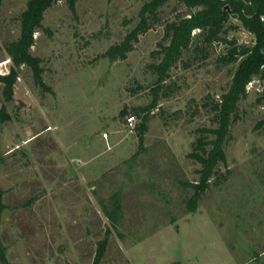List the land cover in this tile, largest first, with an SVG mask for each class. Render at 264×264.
Segmentation results:
<instances>
[{
	"label": "rangeland",
	"instance_id": "374dc122",
	"mask_svg": "<svg viewBox=\"0 0 264 264\" xmlns=\"http://www.w3.org/2000/svg\"><path fill=\"white\" fill-rule=\"evenodd\" d=\"M146 1L47 8L28 49L39 82L14 59L27 0H0V264H94L99 251V264H264V79L253 76L231 115L228 178L202 188L188 154L200 127L218 126L204 102L230 91L239 61H221L215 41L205 59L177 62V88L156 97L151 53L187 8L168 0L122 57ZM227 25L255 43L237 16Z\"/></svg>",
	"mask_w": 264,
	"mask_h": 264
},
{
	"label": "trees",
	"instance_id": "16d2710c",
	"mask_svg": "<svg viewBox=\"0 0 264 264\" xmlns=\"http://www.w3.org/2000/svg\"><path fill=\"white\" fill-rule=\"evenodd\" d=\"M58 0H27L26 9L22 12L20 48L14 55L15 61L33 65L39 82L38 62L39 58L33 57L28 49L34 44V33L42 27L44 12ZM69 8L74 11L77 0H66ZM168 0H149L142 6L139 16L140 20L127 39L122 43L121 56L133 49L132 41L138 40L139 34L146 32L154 24L161 22L159 9ZM186 6V13H178L176 18L166 21L162 39L158 42V48L153 50L151 55L159 56L160 60L149 64L156 74L155 87L153 91L156 97L169 96L177 88L176 82L167 83L171 77L170 70L177 62H181L184 68L193 64L194 58L205 59L209 55V46L215 41L226 45V51L221 54L220 59L224 63L239 61L234 76L233 85L229 92L223 95L220 100L213 98L206 99L204 106H207L213 113V121L218 126L200 127L197 138L192 143V151L188 154L197 159L202 167L198 169L201 173L202 188L211 184L225 181L230 174L221 171L219 163L226 164L224 145L230 135L231 115L238 108L237 101L246 93V85L255 74L264 79V0H181ZM229 5L230 9H225ZM233 13L242 21L243 25L256 36L255 43L248 45L238 43L236 38L228 37V21ZM190 53L192 57H187ZM15 73L6 75L8 86L11 88L15 80ZM146 128V125H144ZM210 134L215 137L211 138ZM199 193L200 185H197ZM196 193V196L198 195ZM3 204L0 202V209ZM101 252L95 259L94 264H99ZM0 257L4 259V254Z\"/></svg>",
	"mask_w": 264,
	"mask_h": 264
},
{
	"label": "built area",
	"instance_id": "2783aa9c",
	"mask_svg": "<svg viewBox=\"0 0 264 264\" xmlns=\"http://www.w3.org/2000/svg\"><path fill=\"white\" fill-rule=\"evenodd\" d=\"M262 19H264V16L262 17ZM126 121H127V125L129 126V128L133 129L136 124L135 114L128 115Z\"/></svg>",
	"mask_w": 264,
	"mask_h": 264
},
{
	"label": "water",
	"instance_id": "95a60500",
	"mask_svg": "<svg viewBox=\"0 0 264 264\" xmlns=\"http://www.w3.org/2000/svg\"><path fill=\"white\" fill-rule=\"evenodd\" d=\"M225 9H230L229 5H225ZM232 15H233V16H237L236 13H233Z\"/></svg>",
	"mask_w": 264,
	"mask_h": 264
}]
</instances>
